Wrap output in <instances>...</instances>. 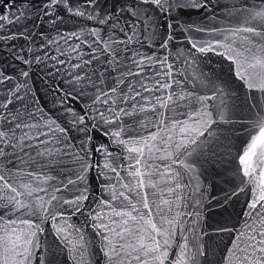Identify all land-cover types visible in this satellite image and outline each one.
<instances>
[{"label": "snow or ice", "instance_id": "6c2138e0", "mask_svg": "<svg viewBox=\"0 0 264 264\" xmlns=\"http://www.w3.org/2000/svg\"><path fill=\"white\" fill-rule=\"evenodd\" d=\"M0 9V49L17 65L0 64V264L60 255L93 264L96 244L77 215L103 264H264V0H114L110 10L100 0H0ZM65 13L91 24L62 33ZM10 25L22 27L5 35ZM209 53L234 80L205 63ZM48 61L65 67L47 91L58 117L29 83L32 65ZM217 180L227 187L214 194ZM242 193V224H230ZM225 235L216 259L213 237Z\"/></svg>", "mask_w": 264, "mask_h": 264}, {"label": "water", "instance_id": "95a60500", "mask_svg": "<svg viewBox=\"0 0 264 264\" xmlns=\"http://www.w3.org/2000/svg\"><path fill=\"white\" fill-rule=\"evenodd\" d=\"M41 2H42V0H32V3L36 7H39L41 5ZM234 2H237V0H222V3L231 4ZM76 3H78V0H73V4L75 5ZM100 3H101L102 8L110 10L113 7L114 0H100ZM248 3L249 4H252V3L259 4V0H248ZM17 4H19V0H17ZM0 11H3V9H0ZM61 11L63 12L62 9H61ZM34 15H35V13H34ZM64 16H65L64 22L58 25V29L62 33L71 32V31H78L81 27L91 24L90 21L81 20V19L76 18V17H68L66 13L64 14ZM192 19H198V17L193 16ZM222 22L223 21H219V20L217 21L218 24L222 23ZM20 27H22V25H17L15 27L10 25L9 29L5 30V35L7 34L8 30L17 31V29ZM27 31L37 32V33L40 31H44L46 35H49V36H55L56 35V30L52 29V26L49 24H45L43 26V28H33L32 22H28ZM14 43L17 45L18 48L20 45H24L25 51H27V48L29 46V42L26 40H17V41H14ZM40 43H43V41L41 40V37L39 35H36L35 41L31 44L32 50L36 54H39V52L37 50V45ZM60 43H61L62 47H64L65 49L67 48V45H65L63 41H61ZM51 54H56L55 53V46H53V48L51 50ZM60 58L65 59V57H60ZM209 58L210 59L208 61H206L205 63L210 65L211 69L214 70V72L216 74H218L223 80L232 81L235 79L234 76L232 75V73L229 71V64L227 61L223 60L222 57H218L212 53H209ZM0 64H2L3 68L5 70H7L8 72H12V71L16 70V68H17L16 63H14L11 60V57L8 55L7 51H4L2 49H0ZM53 64H54V61H48V62H46V64H33L31 69H30L31 79H30L29 83H30L31 87L33 88V90H34V92L38 98L39 104L43 105L50 113H53V115L58 117V116H60V113L53 112V105L51 104L52 98H51V96L47 95V91H48V85L50 83H52L54 80H55V82L62 83L63 77H64L65 67L61 66V65H56V67H52ZM20 67H23V66L21 65ZM201 67H204V65H201ZM56 68H60V72L57 73ZM49 72H52L53 75L50 76ZM236 83H239V82L237 81ZM189 87H191V85H189ZM252 95L257 97V103H260L259 93L254 92V93H252ZM241 97L243 100V93H241ZM76 107L79 109L82 107V105L77 104ZM245 114H247V113H245ZM72 135L75 138L76 134L73 133ZM236 135H237L238 139L234 140L233 143L238 147L239 144L244 140V135L242 133L236 134ZM102 139H103V137H100L98 135V138L95 141V143H100V141ZM75 143L78 144L79 141L75 140ZM235 166H236L235 162H233V167H235ZM226 167H227V165H226ZM226 175L229 178H231V176H232L231 171L227 172ZM89 179H90V188H91V191L93 193V197L98 198V197L104 195L100 191V188H99L100 180L97 179L95 170H93L90 173ZM233 182L238 183V181H233ZM226 187H227V185H222L219 183V180H217L216 181V189H215L214 194H217L219 192L220 188H226ZM105 198H107V197L105 196ZM246 199H247V197H245V195L242 193L238 199H235L233 201L232 206L228 208V214L230 215V219H229L230 224H236V225L242 224L243 217H242V215H237V214H242V210L245 207L244 201ZM88 203H90L93 207L95 206V204L92 203L91 201H89ZM186 211H187V209H186ZM218 218L219 217L215 216L214 213L210 212L208 214V225H207L208 228L214 227L213 221L215 219H218ZM84 219L85 218L83 216L77 215L75 217H72L71 222L76 224L77 226L83 227L84 230L89 235V237L94 240V242L96 244V249H95V254L92 257L93 264H103V257H102V255L99 254V252H100L99 238L95 237V233L89 225L82 224ZM45 227H46V230L48 232V235L44 239L46 240V243L48 245H53V241H54L55 237L51 234L52 233L51 226L49 224V225H45ZM213 243L219 244V248L214 249L216 251V254H217L216 259H219L220 253H222L224 251L226 245L229 243L228 237H227V235H225V237L222 240L219 238L213 237ZM58 264H70V258L66 255H60L59 260H58Z\"/></svg>", "mask_w": 264, "mask_h": 264}]
</instances>
